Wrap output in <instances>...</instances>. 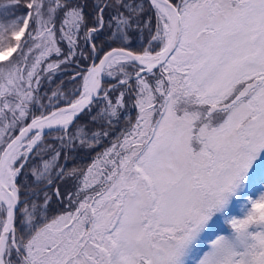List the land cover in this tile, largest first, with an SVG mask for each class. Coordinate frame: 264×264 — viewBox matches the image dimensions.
I'll use <instances>...</instances> for the list:
<instances>
[{
    "label": "snow or ice",
    "instance_id": "1",
    "mask_svg": "<svg viewBox=\"0 0 264 264\" xmlns=\"http://www.w3.org/2000/svg\"><path fill=\"white\" fill-rule=\"evenodd\" d=\"M0 264H264V0H10Z\"/></svg>",
    "mask_w": 264,
    "mask_h": 264
},
{
    "label": "rangeland",
    "instance_id": "2",
    "mask_svg": "<svg viewBox=\"0 0 264 264\" xmlns=\"http://www.w3.org/2000/svg\"><path fill=\"white\" fill-rule=\"evenodd\" d=\"M10 3V0H0V14L4 11V6L8 5Z\"/></svg>",
    "mask_w": 264,
    "mask_h": 264
},
{
    "label": "trees",
    "instance_id": "3",
    "mask_svg": "<svg viewBox=\"0 0 264 264\" xmlns=\"http://www.w3.org/2000/svg\"><path fill=\"white\" fill-rule=\"evenodd\" d=\"M85 11L86 12H90L91 11V7L89 6V8L85 9ZM80 160H85L86 161V158H84V157H78V161L77 162H79ZM36 163L39 164L40 161L37 160ZM61 163H63V160L62 159H61ZM69 163L71 164L72 162L70 161Z\"/></svg>",
    "mask_w": 264,
    "mask_h": 264
}]
</instances>
